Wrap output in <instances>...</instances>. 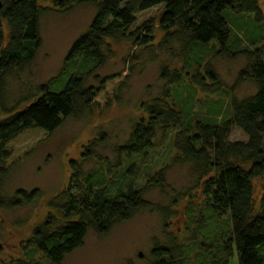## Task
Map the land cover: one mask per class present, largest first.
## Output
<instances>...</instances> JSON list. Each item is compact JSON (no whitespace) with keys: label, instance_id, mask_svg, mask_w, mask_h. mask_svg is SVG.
Here are the masks:
<instances>
[{"label":"trees","instance_id":"1","mask_svg":"<svg viewBox=\"0 0 264 264\" xmlns=\"http://www.w3.org/2000/svg\"><path fill=\"white\" fill-rule=\"evenodd\" d=\"M1 1L0 111L5 118L0 121V209L31 207L44 198L39 189H19L10 198L1 194L8 173L5 162L11 157L8 144L27 130L37 128L52 134L69 118L110 107L127 87L131 70L128 74H99L108 61L109 42L130 41L139 48L152 46V22L136 27L138 15L143 12L161 7L160 28L165 36L158 48L165 46L171 50V44L176 43L180 53L187 55L188 69L192 64L202 67L205 76L190 75L189 80L203 92L217 94L224 89L218 74L191 56L213 43L218 46L216 54L220 57L248 58L238 83L251 81L256 86L254 95L242 100L233 98L226 116L223 117L220 106L214 114L210 113L212 116L192 124L185 122L181 110L170 105L169 90L151 100L144 106L147 120L138 121L128 140L114 149V165L101 159L99 169L85 172L77 162H71L70 184L48 203L59 217L50 215L34 228L27 256L33 259L41 254L49 264H63L68 256L84 247L90 233L104 236L117 224L129 222L144 210H153L146 192L147 188L157 186L153 180L155 170L146 175L147 188L136 183V179L153 153L159 132L176 128L179 131L173 145L180 159L191 167L196 178L195 190L202 189L204 212L198 220H191L196 225L192 242L180 243L177 237L167 234L165 244L156 241L153 245L150 264H232L235 256L238 264H264V194L258 209L254 198V181L264 178V0ZM39 1H51L62 10L90 4L96 14L89 30L75 40L66 55L61 74L69 77L62 89L51 88L61 80L60 76L40 85L33 97L23 101L25 108L21 103L10 108L4 96L7 79L29 67L42 44L40 26L46 9L40 7ZM233 16L254 24L247 32L248 46L235 50L232 47L239 46L241 39L234 37L230 24ZM91 80L97 85L88 84ZM160 80L167 87L184 82L179 71L168 67L161 69ZM234 128L243 132L247 140L231 141ZM101 138L104 143L105 136ZM96 146L95 141L85 160L96 157ZM156 175L163 183V171ZM207 211L213 218L226 219V233L204 238ZM15 264L27 263L20 260Z\"/></svg>","mask_w":264,"mask_h":264},{"label":"rangeland","instance_id":"2","mask_svg":"<svg viewBox=\"0 0 264 264\" xmlns=\"http://www.w3.org/2000/svg\"><path fill=\"white\" fill-rule=\"evenodd\" d=\"M39 5L46 9L40 26L42 44L34 62L7 79L4 96L10 108L20 103L25 108L27 105L23 101L33 97L40 85L60 76L61 80L51 88L62 89V83L69 77L61 74L66 55L75 40L89 30L96 14L95 7L90 4H80L65 10L55 8L51 1H39ZM161 15V7L138 15L136 27L152 22L150 27L155 36L152 46L139 48L130 41L109 42L111 50L108 51V61L99 74H128L131 70L127 87L110 107L90 110L78 118H69L52 134L37 128L27 130L8 144L11 157L5 162L8 173L3 180L1 194L10 198L19 189H39L44 198L31 207L0 209V264H15L20 260L27 264H49L41 254L33 259L28 257L27 248L36 226L50 215L59 217V213L50 209L48 203L70 184L73 174L71 162H77L85 172L99 169L101 159H107L114 165L117 159L114 149L128 140L138 121L147 120L144 106L151 100L169 90L170 105L181 110L185 122L192 124L197 119L212 116L210 113L214 114V110L220 106L224 117L233 98L242 100L255 94L256 86L251 81L238 83V75L247 67L248 58L220 57L216 54L218 46L215 43L201 47L191 56L202 66L208 64L218 74L224 89L217 94H208L194 86L189 76H205L203 68L192 64L188 69L187 55L180 53L176 43L171 44V50L165 46L158 48L165 36L160 28ZM231 18L234 37L241 39L240 45L235 44L232 49L247 47V32L254 24L247 19ZM6 27L4 23L3 28ZM164 67L179 71L184 82L180 86L167 87L160 80V72ZM88 84L97 85L94 80ZM207 84L210 85V82L207 81ZM4 118L5 115L0 111V121ZM178 131L171 128L159 132L153 153L145 163L148 167L144 165L136 179V183L147 188L146 175L155 170L153 180L157 186L147 188L146 192V199L152 203L153 210H144L129 222L117 224L104 236L90 233L84 247L68 256L63 264H150L153 245L156 241L165 244L169 237L167 234L177 237L180 243L192 242L196 225L191 220H198L204 212L205 198L202 189L195 190L196 178L191 167L180 159L173 145V138ZM102 135L105 136L104 143ZM230 140L246 141L247 137L234 128ZM95 141L97 155L87 161L86 153ZM160 171L164 173L163 183L156 175ZM254 188L258 209L264 194V178L256 179ZM207 213V221L202 229L204 238L207 239L205 235L218 232L226 233V219L213 218L211 212ZM232 264H238L237 256Z\"/></svg>","mask_w":264,"mask_h":264},{"label":"water","instance_id":"3","mask_svg":"<svg viewBox=\"0 0 264 264\" xmlns=\"http://www.w3.org/2000/svg\"><path fill=\"white\" fill-rule=\"evenodd\" d=\"M3 9V2L0 0V11ZM142 256V254H141Z\"/></svg>","mask_w":264,"mask_h":264}]
</instances>
